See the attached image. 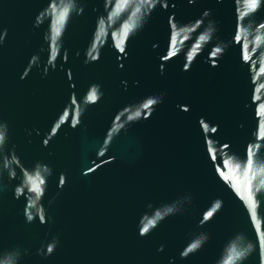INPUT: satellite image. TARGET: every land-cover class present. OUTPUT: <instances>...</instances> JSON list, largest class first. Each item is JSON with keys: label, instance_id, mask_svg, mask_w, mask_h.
Listing matches in <instances>:
<instances>
[{"label": "water", "instance_id": "obj_1", "mask_svg": "<svg viewBox=\"0 0 264 264\" xmlns=\"http://www.w3.org/2000/svg\"><path fill=\"white\" fill-rule=\"evenodd\" d=\"M0 264H264V0H0Z\"/></svg>", "mask_w": 264, "mask_h": 264}]
</instances>
